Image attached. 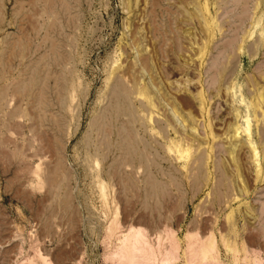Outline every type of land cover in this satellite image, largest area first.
Segmentation results:
<instances>
[{
	"label": "rangeland",
	"instance_id": "rangeland-1",
	"mask_svg": "<svg viewBox=\"0 0 264 264\" xmlns=\"http://www.w3.org/2000/svg\"><path fill=\"white\" fill-rule=\"evenodd\" d=\"M0 264H264V0H0Z\"/></svg>",
	"mask_w": 264,
	"mask_h": 264
},
{
	"label": "bare ground",
	"instance_id": "bare-ground-1",
	"mask_svg": "<svg viewBox=\"0 0 264 264\" xmlns=\"http://www.w3.org/2000/svg\"><path fill=\"white\" fill-rule=\"evenodd\" d=\"M201 243V242H200ZM212 248H213V242L208 241V242H204L200 245L199 247V255L201 256V258L206 259L209 258L211 256V252H212ZM211 253V254H210ZM213 255V254H212ZM214 257V256H213ZM134 258V257H133ZM211 259V258H210ZM214 259V258H213Z\"/></svg>",
	"mask_w": 264,
	"mask_h": 264
}]
</instances>
